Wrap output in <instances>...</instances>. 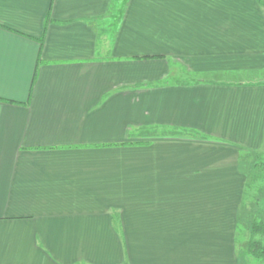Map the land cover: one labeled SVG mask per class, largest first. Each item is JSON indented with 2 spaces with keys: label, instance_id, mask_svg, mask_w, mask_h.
I'll list each match as a JSON object with an SVG mask.
<instances>
[{
  "label": "crops",
  "instance_id": "1",
  "mask_svg": "<svg viewBox=\"0 0 264 264\" xmlns=\"http://www.w3.org/2000/svg\"><path fill=\"white\" fill-rule=\"evenodd\" d=\"M258 162L264 0H0V264H238Z\"/></svg>",
  "mask_w": 264,
  "mask_h": 264
},
{
  "label": "rangeland",
  "instance_id": "2",
  "mask_svg": "<svg viewBox=\"0 0 264 264\" xmlns=\"http://www.w3.org/2000/svg\"><path fill=\"white\" fill-rule=\"evenodd\" d=\"M245 158L249 161L257 160V158H254L253 155L251 154H247ZM246 165L248 166L249 164ZM245 173L248 174L250 177L249 183H251V189L254 184V192L249 191L248 193H246L244 197L243 213L242 216L240 217V230H239L240 232H239V241H238L239 244L238 264H264V257L262 256L263 254L256 257L253 254L249 253L247 250L248 242H243L244 240H242L243 239L242 231L244 227L242 222H244L247 217H249V219H254L257 222L261 221L263 223L264 221L263 220L264 219V170L263 169L260 170L259 168L256 169L253 166L252 168L251 167L246 168ZM252 238L263 240L264 236L257 234L254 235ZM259 250L261 251L262 249L258 248V251Z\"/></svg>",
  "mask_w": 264,
  "mask_h": 264
},
{
  "label": "trees",
  "instance_id": "3",
  "mask_svg": "<svg viewBox=\"0 0 264 264\" xmlns=\"http://www.w3.org/2000/svg\"><path fill=\"white\" fill-rule=\"evenodd\" d=\"M260 170H264V162H258L256 164ZM260 234L262 236H264V223L262 222H254L251 225V235L252 237L254 235ZM250 239L249 243H248V252L253 254L254 256L258 257L261 254H263L262 256L264 257V239H254L252 238ZM258 248L262 249L261 251H258ZM259 252V253H258Z\"/></svg>",
  "mask_w": 264,
  "mask_h": 264
}]
</instances>
